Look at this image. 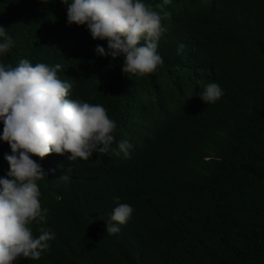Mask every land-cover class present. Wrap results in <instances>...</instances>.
<instances>
[{
    "label": "trees",
    "instance_id": "trees-1",
    "mask_svg": "<svg viewBox=\"0 0 264 264\" xmlns=\"http://www.w3.org/2000/svg\"><path fill=\"white\" fill-rule=\"evenodd\" d=\"M142 2L154 10L161 0ZM224 2L245 33V42L233 51L241 50L238 74L245 73L247 79L248 94L238 124L246 127L205 136L193 147L201 164L198 177L216 185L210 186L212 198L186 203L184 222L159 242L156 225L164 210L150 198L164 158L152 153L153 142L138 147L132 164H119L108 152L74 162L52 156L41 166L46 172L55 169L42 183L46 219L28 226L34 238L43 227L54 232L55 239L39 260L18 257L13 264H264V0H173L165 12L169 33L164 56L170 59L180 44L186 52L200 33L220 27ZM0 26L16 43L5 60L26 56L30 63L63 62L76 80L67 79L71 100L83 96L105 103L117 118L121 137L129 138L137 129L142 136L160 124L167 105L156 89L157 78H122L118 58L95 55L82 31L66 27L59 8H43L37 0H0ZM207 62L214 63L210 67L217 71L225 64L210 56ZM233 90L234 86L224 95ZM174 114L169 110L165 122H173ZM3 127L0 121V137ZM195 131L196 127L190 129ZM9 147L0 138V162ZM149 154L155 170L141 172L135 164L149 160L143 158ZM206 157L214 159L205 161ZM115 196L126 199L119 203H130L134 211L117 234L108 235L106 221L111 215L106 202L115 201Z\"/></svg>",
    "mask_w": 264,
    "mask_h": 264
},
{
    "label": "clouds",
    "instance_id": "clouds-1",
    "mask_svg": "<svg viewBox=\"0 0 264 264\" xmlns=\"http://www.w3.org/2000/svg\"><path fill=\"white\" fill-rule=\"evenodd\" d=\"M37 4L59 8L66 27L82 31L95 55L118 58L125 80L157 78L156 89L167 106L154 132L141 136L137 129L123 138L117 118L105 103L83 96L71 100L67 79L76 80L67 74L63 62L41 59L30 63L26 56L5 60L16 43L0 26V121L4 125L0 138L10 145L0 162V264H13L18 257L39 260L55 239V233L43 227L34 238L28 226L46 219L42 183L55 169L46 172L41 166L50 157L63 156L74 162L108 152L119 164H132L138 147L150 142L154 143L152 153L164 158L150 198L163 206L164 215L156 225L157 241H163V235L184 222L185 204L212 198L210 186L216 187L198 177L201 164L193 151L195 144L205 136L246 127L238 124L248 94L247 79L245 73L238 74L241 50L233 51L245 42L243 26L233 22L234 15L225 7L230 5L224 2L220 27L200 33L186 52L180 44L166 61L163 46L169 29L165 12L173 0H161L154 10L142 0H37ZM212 46L225 50L222 53ZM209 56L225 62L222 71L210 67L215 64L207 62ZM233 86V92L224 95ZM169 110H175L171 123L165 122ZM192 127L197 131L191 133ZM143 158L149 160L135 167L141 172L154 171L152 154ZM164 192L167 196L162 199ZM115 197L106 202L111 215L106 221L108 235L117 234L134 211L130 203H119L126 199Z\"/></svg>",
    "mask_w": 264,
    "mask_h": 264
}]
</instances>
